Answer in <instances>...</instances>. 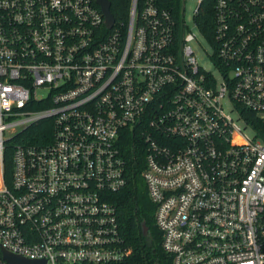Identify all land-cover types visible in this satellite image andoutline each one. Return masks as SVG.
I'll list each match as a JSON object with an SVG mask.
<instances>
[{
    "label": "built area",
    "instance_id": "built-area-1",
    "mask_svg": "<svg viewBox=\"0 0 264 264\" xmlns=\"http://www.w3.org/2000/svg\"><path fill=\"white\" fill-rule=\"evenodd\" d=\"M183 2L0 0V264L119 262L134 165L171 264H264V0Z\"/></svg>",
    "mask_w": 264,
    "mask_h": 264
},
{
    "label": "trees",
    "instance_id": "trees-1",
    "mask_svg": "<svg viewBox=\"0 0 264 264\" xmlns=\"http://www.w3.org/2000/svg\"><path fill=\"white\" fill-rule=\"evenodd\" d=\"M178 14L182 0H160ZM110 11L115 19L125 21L130 0H110ZM196 23L207 41L212 35V16L206 8L196 16ZM51 125L49 119L40 121L17 134L4 155L5 178L10 180L12 147L15 143H42L47 141ZM47 137V138H46ZM132 163L130 162V165ZM129 184L112 198L118 209L119 232L125 248L124 257L110 264H171L170 259L160 246V234L154 225L153 206L148 200L145 189H140L142 182L137 166L129 167Z\"/></svg>",
    "mask_w": 264,
    "mask_h": 264
},
{
    "label": "water",
    "instance_id": "water-1",
    "mask_svg": "<svg viewBox=\"0 0 264 264\" xmlns=\"http://www.w3.org/2000/svg\"><path fill=\"white\" fill-rule=\"evenodd\" d=\"M101 6V10L104 16L105 26L110 28L113 25L114 17L110 11L111 2L109 0H97ZM4 258L12 264H44V261H31L25 258L12 255L6 251H3Z\"/></svg>",
    "mask_w": 264,
    "mask_h": 264
},
{
    "label": "rangeland",
    "instance_id": "rangeland-1",
    "mask_svg": "<svg viewBox=\"0 0 264 264\" xmlns=\"http://www.w3.org/2000/svg\"><path fill=\"white\" fill-rule=\"evenodd\" d=\"M183 3H184V7L182 10V13H184L185 20L191 25V15H192V12H193L194 7H195L196 0H184ZM202 44H204V43H202ZM205 48L209 49V48H207V46H205ZM202 62L207 66V64H208L207 60L203 59ZM239 124L241 125V122H239ZM138 186L140 189H143L144 188L143 182H139Z\"/></svg>",
    "mask_w": 264,
    "mask_h": 264
}]
</instances>
